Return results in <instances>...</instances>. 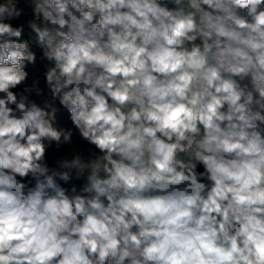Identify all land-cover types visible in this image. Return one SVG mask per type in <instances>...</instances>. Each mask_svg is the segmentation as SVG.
<instances>
[{"label":"clouds","instance_id":"obj_1","mask_svg":"<svg viewBox=\"0 0 264 264\" xmlns=\"http://www.w3.org/2000/svg\"><path fill=\"white\" fill-rule=\"evenodd\" d=\"M0 264H264V0H0Z\"/></svg>","mask_w":264,"mask_h":264},{"label":"trees","instance_id":"obj_2","mask_svg":"<svg viewBox=\"0 0 264 264\" xmlns=\"http://www.w3.org/2000/svg\"><path fill=\"white\" fill-rule=\"evenodd\" d=\"M28 71H29L30 73L33 72V69H32L31 66H29ZM30 82H31V80H29V83H30ZM62 122H66V117L63 118Z\"/></svg>","mask_w":264,"mask_h":264}]
</instances>
